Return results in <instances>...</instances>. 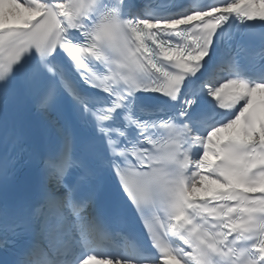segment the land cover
I'll return each instance as SVG.
<instances>
[{
	"label": "snow or ice",
	"instance_id": "obj_1",
	"mask_svg": "<svg viewBox=\"0 0 264 264\" xmlns=\"http://www.w3.org/2000/svg\"><path fill=\"white\" fill-rule=\"evenodd\" d=\"M0 264H264V0H0Z\"/></svg>",
	"mask_w": 264,
	"mask_h": 264
}]
</instances>
